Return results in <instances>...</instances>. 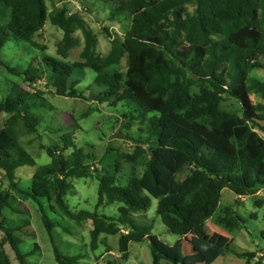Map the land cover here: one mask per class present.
I'll use <instances>...</instances> for the list:
<instances>
[{
	"label": "trees",
	"instance_id": "1",
	"mask_svg": "<svg viewBox=\"0 0 264 264\" xmlns=\"http://www.w3.org/2000/svg\"><path fill=\"white\" fill-rule=\"evenodd\" d=\"M73 1L92 17L93 11L81 0H0V53L9 35L45 50L37 37L47 21L63 32L57 58L45 55L24 71L31 91L21 89L0 103V114L7 115L0 128V231L4 234L0 244L9 245L20 264H28L34 253L21 249L18 236L30 226V219L15 224L6 217V212H16L13 199L18 194L40 211L49 232L60 224L51 220L48 211L76 226L91 221L93 251L108 236H118L124 260L130 257L132 242L148 241L152 264L162 260L189 264L184 254L178 258L153 233L154 222L136 221L155 198L156 215L169 232L178 237L195 234L201 246L212 243L210 262L233 254L251 264L255 255L232 251L223 238L218 244L209 239L207 223L228 235L240 234L245 221L234 206L221 204L222 191L230 189L239 199L264 194V137L258 131L264 132V0L97 1L110 5V12L105 7L107 22L127 27L119 34L105 26L102 32L111 44L105 53L88 21L77 11L69 14ZM78 32L84 35L81 59L71 62V50L79 47ZM0 66L19 73L1 58ZM85 69L93 70L96 85L104 88L93 101L111 106L132 101L147 132L146 140L135 146V155L121 158V163L125 159L133 164L132 175L139 158H147L142 175H131L122 185L113 174L94 171L99 172V186L92 212L74 211L66 202L68 180L94 176L85 166L88 155L74 145L71 135L63 136V145L46 148L51 163L33 173L29 187L22 188L17 176L19 168L36 164L20 144L21 136L38 131L35 99L51 89L63 97L85 99L76 88L81 81L73 77L75 70ZM257 70L262 74L254 73ZM40 82L44 90L38 87ZM227 100H233L236 108H224ZM149 114L152 117L147 118ZM70 147L75 150L65 158L63 151ZM185 172L188 175L181 179ZM112 205L118 207L117 216L102 211ZM255 205L262 208L264 198L255 200ZM62 231L68 234V228ZM105 248L106 253L112 251L108 243ZM55 257L58 264H80L82 259L63 255L57 248ZM0 264H10L1 247Z\"/></svg>",
	"mask_w": 264,
	"mask_h": 264
},
{
	"label": "rangeland",
	"instance_id": "2",
	"mask_svg": "<svg viewBox=\"0 0 264 264\" xmlns=\"http://www.w3.org/2000/svg\"><path fill=\"white\" fill-rule=\"evenodd\" d=\"M81 1L94 13L92 17L85 15L83 18L88 21L93 33L97 36L99 49L104 53L108 52L111 44L102 29L98 27L101 25L100 19L119 34H124L127 27H123L125 24L107 22L110 5L102 3L105 4L104 6L101 2H97L101 0ZM71 6L75 8L76 4L72 3ZM76 36V39L79 40V47L71 50L68 59L71 62L81 59L80 50L82 47L80 45L83 44L84 35L78 32ZM62 37L63 32L49 21H47L42 34L37 37V41L46 48L45 50L31 46L9 35L8 42L0 53V58L19 73H11L5 67L0 66V103L9 96H16L21 89L31 91V88L25 84L24 71L29 68L31 63L36 66V63L45 55L57 58V43ZM261 72L263 71L257 70L254 73ZM73 77L81 81L76 88L84 94L85 99L63 97L57 95L54 89L44 90L43 82L38 85L41 90L46 92L42 98L35 99L39 105L38 110L35 112L40 118L38 131L32 136L20 137V144L26 148L36 164L21 167L17 170L22 188L30 186L32 175L37 169L51 163L46 148L63 145L64 135H71L74 145L84 149L85 154L88 155L85 166H89L88 171L90 174L94 171L103 174L109 172V174L111 173L116 177L118 184L125 185L131 177L142 175L146 169L145 162L147 158H139L138 166L135 165V174L133 175V164L125 159H122L121 163L122 157H133L138 141L146 140L147 137L145 123L140 126L141 120L134 110L135 107L132 105V101H123L117 106L93 101L94 96L104 90L95 83L96 73L90 69L75 70ZM234 105L235 107H233ZM223 106L226 109H232L236 108V103L233 100H227ZM6 117V114H0V128ZM146 117L150 118L152 116L149 114ZM258 131L264 137V132ZM41 145H44L45 148L41 149ZM143 147L148 150L150 146ZM74 150V147L64 150L63 156L65 158L69 157ZM99 172L94 173L93 177L89 175L68 180L71 188L66 202L71 209L74 211H95L98 200L99 183L97 177ZM185 174L180 178H185L188 175L187 172ZM259 198H264V194L243 198L239 201L238 197L226 188L222 191L221 204L223 206H234L235 211L245 221L244 231L240 234L239 231H236L228 235L212 222L207 224L209 239L214 238L213 242L218 244L220 239L223 238L224 243L228 242L230 244L232 251L255 255L250 261L251 264H264V258H262V255H264V206L259 208L255 205V200ZM151 201V207L147 213L141 214L135 219L139 224L154 222L153 233L165 243L172 245L178 258L181 257L182 252H186V262L189 264H246V259L231 254L224 257L220 256L210 262L214 253L212 243L202 246L203 249H201L198 246L199 239L195 234L188 235L185 239H179L178 236L169 232L160 218L157 217L158 200L151 198ZM13 203L16 212H6L8 221L18 224L19 221L26 222L28 218L30 219V226L24 228L18 234L22 242L21 249L25 253L34 252L29 255L28 264H58L55 257V248L66 256L80 255L82 258L80 264H152L148 241L132 242L130 257L128 260H124L122 255L118 254V236H108L105 240V243H108L114 253H106L104 242L99 244L97 250L93 251L91 249V221L84 223L82 226H76L71 221H63L60 217L48 211L51 220L60 224L59 227L49 232L41 221L40 211H37L32 203L25 202L18 194H14ZM117 208V205H112L102 211L109 216H117ZM26 211L28 215H26ZM63 227L68 228V234L62 231ZM3 238V231H0V242ZM0 247L9 259L10 264H20L9 245L2 246L0 244ZM160 264L172 263L163 260Z\"/></svg>",
	"mask_w": 264,
	"mask_h": 264
},
{
	"label": "clouds",
	"instance_id": "3",
	"mask_svg": "<svg viewBox=\"0 0 264 264\" xmlns=\"http://www.w3.org/2000/svg\"><path fill=\"white\" fill-rule=\"evenodd\" d=\"M72 3H74V2H72ZM78 3V2H77ZM78 6L80 7V9H78L77 8V6L75 7V8H71L72 10H70V12H69V14L70 15H75V14H78L77 12H79L80 13V16H82V17H84L85 15H88V13L87 12H85L84 11V9H83V7L78 3ZM77 11V12H76ZM98 24V23H97ZM100 25V24H99ZM102 25V26H101ZM100 26H98L100 29H104V28H106L105 26H107V25H105V24H101ZM110 27V26H109ZM110 29H111V27H110ZM111 30H113V29H111ZM243 198H247V197H243ZM243 198H238V200L240 201L241 199H243ZM209 223V222H208ZM207 223V224H208ZM208 226V225H207ZM244 231V230H243ZM227 234V233H226ZM156 235V234H155ZM185 237V236H184ZM181 238V237H180ZM183 238V237H182ZM114 253V251L112 250V251H110V252H108V254H110V253ZM119 254V253H118ZM120 256L122 255V254H119ZM231 255H233V254H231ZM233 256H235V255H233ZM264 255H262V258H264L263 257ZM235 257H237V256H235ZM123 258V257H122ZM238 258H240V257H238ZM163 261V260H162ZM152 262H153V260H152ZM258 263H260V262H258Z\"/></svg>",
	"mask_w": 264,
	"mask_h": 264
},
{
	"label": "crops",
	"instance_id": "4",
	"mask_svg": "<svg viewBox=\"0 0 264 264\" xmlns=\"http://www.w3.org/2000/svg\"><path fill=\"white\" fill-rule=\"evenodd\" d=\"M220 231V230H219ZM221 231H223V230H221ZM189 235H193V234H189ZM188 236V235H187ZM187 236H185V237H178L179 239H185ZM160 239V238H159ZM198 239V238H197ZM161 240V239H160ZM164 242V241H163ZM176 242V241H175ZM165 243V242H164ZM169 248H172V249H174L175 250V248L172 246V245H170V244H167V243H165ZM131 245V244H130ZM198 246H200L201 247V249H203V247L200 245V241H199V244H198ZM200 247H198L199 249H200ZM120 254V253H119ZM182 254H184L185 256H186V252H182ZM227 255H230V254H224V255H221L222 257H224V256H227ZM220 257V256H219ZM213 264V263H212Z\"/></svg>",
	"mask_w": 264,
	"mask_h": 264
},
{
	"label": "built area",
	"instance_id": "5",
	"mask_svg": "<svg viewBox=\"0 0 264 264\" xmlns=\"http://www.w3.org/2000/svg\"><path fill=\"white\" fill-rule=\"evenodd\" d=\"M73 2L76 4L77 8L80 9V7L78 6L77 1H73Z\"/></svg>",
	"mask_w": 264,
	"mask_h": 264
}]
</instances>
